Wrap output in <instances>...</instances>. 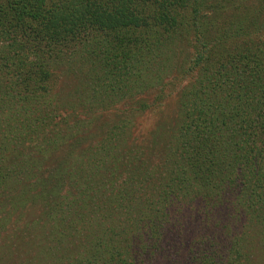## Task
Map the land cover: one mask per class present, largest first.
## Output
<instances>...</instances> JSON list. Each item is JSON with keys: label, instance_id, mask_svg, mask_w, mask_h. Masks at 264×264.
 <instances>
[{"label": "trees", "instance_id": "16d2710c", "mask_svg": "<svg viewBox=\"0 0 264 264\" xmlns=\"http://www.w3.org/2000/svg\"><path fill=\"white\" fill-rule=\"evenodd\" d=\"M199 6L198 0H0V197L20 194L21 158L32 159L26 149L33 142L49 146L54 161L68 145L60 163L68 171L60 169L59 179L39 175L30 203L47 211L33 223L48 231L52 246V262L38 264H244L250 231L264 252V49L248 38L235 52L214 54L215 44L226 43L204 39ZM256 12L264 13V0ZM189 21L198 39L170 135L156 142L120 121L89 156L76 152L78 140H70L76 124L69 127L66 112L72 106L65 111L52 101L54 61L98 64L104 95H141L139 110L146 112L147 95L162 84L149 80L151 69L143 77L141 60L172 45ZM190 221L202 229H182ZM79 225L86 235L81 246Z\"/></svg>", "mask_w": 264, "mask_h": 264}, {"label": "rangeland", "instance_id": "374dc122", "mask_svg": "<svg viewBox=\"0 0 264 264\" xmlns=\"http://www.w3.org/2000/svg\"><path fill=\"white\" fill-rule=\"evenodd\" d=\"M198 1L200 4L199 24L200 29L205 32L204 39L224 38L223 41L226 43L215 44L214 54L224 56L230 51L235 52L248 38L257 41L258 47L264 49V13L259 16L260 14L256 12L258 0ZM184 16L186 19H190L192 15L185 10ZM188 24L186 28L184 27L185 29L182 28L180 34L172 36V45L167 44L165 48L156 47L154 48L155 56L151 53L150 56H144L141 60L142 69L144 68L143 77H149L148 70L151 69L153 75H150L149 80L155 81V83L159 81V84H162V86L152 88L147 95L146 100L152 104V107L146 112L139 110V102L145 100V97L141 95H136L133 98L126 96L123 99L120 97V100H114L104 95L103 87L106 81H100L101 89H99L97 80L103 77V68L100 66L96 68L95 66L98 64L79 61V58L74 61L69 57L54 61L51 70L54 71L57 79L55 85L53 84L52 101L55 100L57 104L63 105L64 110L72 106L69 112L65 111L69 115V127L72 126L70 125L72 123L76 124L73 137L70 138V140H78L76 152L80 151L79 154L89 156L95 151L94 148L98 147V143L106 135V131L120 121H122L121 124L124 122L130 124L127 127H130V132L137 136L148 138L150 134H153V139L156 142L163 141L170 135L171 129L179 119V95L187 82V74L184 69L192 56L194 45L198 39L192 22L189 21ZM223 32H226L225 36H222ZM199 40L201 39L199 38ZM158 88H161V91ZM156 98L158 100L154 101ZM57 100L62 103H58ZM133 103L134 106H132ZM36 106L38 111L44 108L42 105ZM74 107L77 109L73 110ZM23 146L25 147V144ZM63 147L64 149L56 154L57 158L54 161L53 157H48L46 154L49 153L50 147L40 143V140H36L31 148L26 149L27 152L30 151L28 155L29 158L32 156V159L21 158L23 167L19 171L20 175L17 176V189L20 194L0 197V264L52 262L51 243L44 239V234L48 231L44 232L43 227L35 229L36 224L33 223L35 219L41 217L40 214H45L47 211L39 210L38 204L31 205L30 203L37 200L34 199L37 193L34 191L40 188L38 184L42 180L38 179L39 175H43V178L47 179L50 176L59 179L60 169L68 171L67 162L60 164L61 158L68 150L66 143ZM56 179L52 181L55 182ZM64 190L66 187L63 188ZM63 191L61 190L58 195L63 194ZM51 197L55 199L54 196ZM63 216L68 219L71 214L65 212ZM242 222L247 225L245 218ZM62 226L63 229L70 228L66 224ZM79 226L81 236L77 239L76 244L81 246L86 241V235L83 236L85 231L81 225ZM201 226L200 223L193 224L190 221L186 222L182 229L185 231L196 229L195 232H197V228L202 229ZM253 230L255 233L257 232L256 228ZM245 232L249 234L248 230ZM249 235H252L250 236L251 241H245V250L251 252L249 255L251 257L247 258L244 264H264V252H262L258 234L256 233L255 236L250 231ZM250 245L253 247H249ZM70 250L72 252V246ZM69 258H72L71 254ZM69 260L71 261V259Z\"/></svg>", "mask_w": 264, "mask_h": 264}]
</instances>
